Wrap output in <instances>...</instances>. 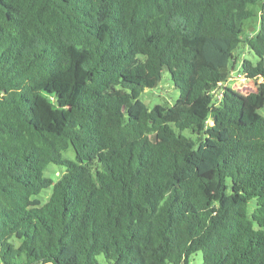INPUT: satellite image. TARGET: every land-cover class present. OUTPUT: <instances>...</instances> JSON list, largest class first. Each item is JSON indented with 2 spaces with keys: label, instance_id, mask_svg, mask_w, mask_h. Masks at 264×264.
<instances>
[{
  "label": "trees",
  "instance_id": "obj_1",
  "mask_svg": "<svg viewBox=\"0 0 264 264\" xmlns=\"http://www.w3.org/2000/svg\"><path fill=\"white\" fill-rule=\"evenodd\" d=\"M263 108L264 0H0V264H264Z\"/></svg>",
  "mask_w": 264,
  "mask_h": 264
},
{
  "label": "rangeland",
  "instance_id": "obj_2",
  "mask_svg": "<svg viewBox=\"0 0 264 264\" xmlns=\"http://www.w3.org/2000/svg\"><path fill=\"white\" fill-rule=\"evenodd\" d=\"M254 10H255L256 14L259 13V7L258 6H255ZM257 24H258L257 18L255 20H252V21H249L248 23H246L245 27L247 29V33L249 34V33L253 32L255 27L257 26ZM243 52L245 53V51L241 52L242 57L244 56L245 58H249L251 60H254V58L251 57L249 54L243 55ZM224 70L228 74L226 81L224 82V85L230 86L234 90H236L239 93L244 94V95L256 91V85L252 80L245 79L242 76H238V73H239L238 67L236 68V70H232L229 67H224ZM215 96H217V95H215ZM144 97L146 99L145 101H148L147 105H150L152 107L156 104H161L164 102L173 103L177 97V91H176L174 85L168 79V74L165 73L163 75L161 82L159 83V85L155 89L145 90ZM259 114L264 117V108L259 111ZM183 134L188 136L189 132L184 131ZM64 157L67 159H71V160L74 159V153H73L72 148H70L64 154ZM61 172H64V168L58 167L55 164L50 163L47 166V168L45 169L44 174H45V176L53 178L55 180L56 177ZM50 192H51V188H48L41 193L40 198H41L43 203L46 202L48 196L50 195ZM100 259H102V258H100ZM201 262H202L201 253L198 252L193 256V260L191 261V264H201Z\"/></svg>",
  "mask_w": 264,
  "mask_h": 264
},
{
  "label": "water",
  "instance_id": "obj_3",
  "mask_svg": "<svg viewBox=\"0 0 264 264\" xmlns=\"http://www.w3.org/2000/svg\"><path fill=\"white\" fill-rule=\"evenodd\" d=\"M145 104L147 105L148 104V101H145Z\"/></svg>",
  "mask_w": 264,
  "mask_h": 264
},
{
  "label": "built area",
  "instance_id": "obj_4",
  "mask_svg": "<svg viewBox=\"0 0 264 264\" xmlns=\"http://www.w3.org/2000/svg\"><path fill=\"white\" fill-rule=\"evenodd\" d=\"M238 76H240V75H238Z\"/></svg>",
  "mask_w": 264,
  "mask_h": 264
}]
</instances>
